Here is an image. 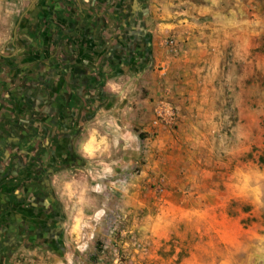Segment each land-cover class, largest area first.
I'll return each instance as SVG.
<instances>
[{"label":"rangeland","instance_id":"rangeland-1","mask_svg":"<svg viewBox=\"0 0 264 264\" xmlns=\"http://www.w3.org/2000/svg\"><path fill=\"white\" fill-rule=\"evenodd\" d=\"M24 7L0 0V264H264V0H108L116 56L70 85Z\"/></svg>","mask_w":264,"mask_h":264},{"label":"crops","instance_id":"crops-1","mask_svg":"<svg viewBox=\"0 0 264 264\" xmlns=\"http://www.w3.org/2000/svg\"><path fill=\"white\" fill-rule=\"evenodd\" d=\"M107 1L21 0L25 6L19 19L22 29L25 28L26 22L29 21V23L31 22L30 31L38 37L45 25L46 28L50 27L52 39L57 41L60 34L58 31H60V27L63 28V38L65 40L63 46L65 58L63 60L65 62L64 66L68 69L66 79L69 85L71 81L81 84L83 82L86 83L87 77L92 70L96 69L99 64L109 66L108 60L112 61L113 57L116 56L114 48L111 49L110 46L103 48V41L107 40L106 37L109 34L108 29L101 27L105 22L104 18H102V15H104L103 5ZM35 3H37V8L33 6ZM39 51L42 52L43 49H38ZM50 51L52 52L51 62L54 63L57 44L52 45ZM19 52L20 50L16 49V53ZM20 66L24 67V65ZM34 66L35 64H32L31 68ZM77 70L79 73L73 75V72ZM119 83L117 78L108 79L106 87L109 91L114 90ZM73 92L75 90L69 89L70 96H72ZM7 110L8 104L2 105L0 95V118Z\"/></svg>","mask_w":264,"mask_h":264},{"label":"flooded vegetation","instance_id":"flooded-vegetation-1","mask_svg":"<svg viewBox=\"0 0 264 264\" xmlns=\"http://www.w3.org/2000/svg\"><path fill=\"white\" fill-rule=\"evenodd\" d=\"M16 57H17V55L13 56L10 53L9 54H4L2 51H0V62H2V63H5V62L9 63L11 60H14ZM9 65H10V63H9ZM2 247H4V246H0V250H1ZM0 254L3 255V258L7 257L6 254H4V253L2 254V251H0Z\"/></svg>","mask_w":264,"mask_h":264}]
</instances>
